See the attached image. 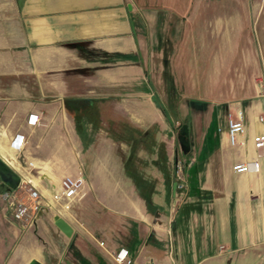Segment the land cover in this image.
<instances>
[{
  "label": "crops",
  "instance_id": "crops-1",
  "mask_svg": "<svg viewBox=\"0 0 264 264\" xmlns=\"http://www.w3.org/2000/svg\"><path fill=\"white\" fill-rule=\"evenodd\" d=\"M171 1L0 0V161L46 199L36 226L25 229L2 200L0 178V264H118L122 250L124 264H264V150L254 146L264 134V0L240 8L235 0H192L191 8ZM215 1L223 4L209 19L190 17L193 4L200 13ZM171 6L177 19L158 20ZM164 32L182 54H199L198 69L211 58L212 97L229 93L221 114L213 109L206 122L188 125V151L181 132L171 140L156 134L173 126L170 108L177 112L185 97L167 104L157 93ZM240 54L242 64L231 68ZM225 77L229 86L218 91ZM238 108L246 131L232 147L227 114ZM258 156L259 172L233 171ZM80 174V201L51 200L65 177ZM56 216L72 227L71 238Z\"/></svg>",
  "mask_w": 264,
  "mask_h": 264
},
{
  "label": "rangeland",
  "instance_id": "rangeland-1",
  "mask_svg": "<svg viewBox=\"0 0 264 264\" xmlns=\"http://www.w3.org/2000/svg\"><path fill=\"white\" fill-rule=\"evenodd\" d=\"M143 2H148V0H141ZM175 0H172L173 2ZM192 0H188L189 2V7L191 8V2ZM255 2H258L259 5L261 4L262 0H256ZM211 3L209 0H204V4ZM257 3V4H258ZM263 3V2H262ZM220 4V5H219ZM221 4L222 2H214L215 7H210L207 10L203 9L200 11V13L196 12L195 4H193L192 9L190 11V17L191 18H197V14H200V18H205L209 19L212 15V12L214 10L217 12L218 9L221 10ZM174 5V4H173ZM235 5L237 8H240L244 5L243 0H235ZM258 5V6H259ZM211 6V5H210ZM189 9V8H188ZM177 8H169V10H162L158 11L157 18L160 20L161 16L162 19H168L171 17L173 21L177 19L174 15L177 13ZM260 17V16H259ZM253 20H255V15L253 13L252 16ZM264 18V9L262 11V19ZM163 19V20H164ZM161 21H159L160 23ZM256 27V26H255ZM161 30V28H160ZM167 33V34H166ZM164 36L163 42L162 43H157V47L159 48L160 46L162 47V51H160L158 48L157 50L159 52H156V54H165L166 59V64L164 65V69L166 70L163 73H158L156 75V79H160L163 82V85L160 83H157L158 86H162V90H158L157 93H159L164 99H166V102L168 104L170 102L175 101V95L181 97V93L185 95L184 98H182L181 101L178 102V111L174 112V108H170L171 111V118L173 121V126H171L169 123L166 124V127L160 128L159 126L156 127V134L157 137L159 138V133L164 135L166 139L171 140L173 136H176L178 133L181 132L183 125L187 124L190 125L193 129L196 127L197 123V118L200 117L202 122H206L208 116L211 115V112L213 113L215 110H218V113L221 114L225 110L226 103L223 102V97L225 98L229 93L226 90H221L223 89V86L225 87L229 86L227 83L228 77H225L224 82L222 81V86L218 90L220 91L218 94L219 96L212 97L214 94L217 95L216 91H213L211 88V84H207L206 79H210L211 74V58L207 57H202V60L200 59V66L201 69H198V64L197 62V57L199 54H182L181 53V47L179 43L175 42V36L174 34H171L170 32H164L162 33ZM159 36V33L156 32V37ZM254 37L258 38V30L255 31ZM173 54H178L177 58L175 59H168V55L170 58L172 57ZM186 57V65L187 68L182 69L180 68V64L185 62ZM181 57V58H180ZM238 60H230V67L233 68L235 65H241L243 60L242 56L240 54V57H238ZM163 63V62H162ZM165 63V61H164ZM163 63V64H164ZM173 65V66H170ZM176 65V66H175ZM204 79V82L202 80ZM260 79V78H259ZM178 82L179 84L175 83ZM164 82L166 84H164ZM168 83V84H167ZM174 84H177L175 86H178L179 90L177 89L175 92L171 91V89H168L167 86H174ZM207 88V89H206ZM194 96V97H192ZM195 97H199L198 99ZM200 100V101H198ZM197 101V104L195 103ZM199 102V103H198ZM202 102V103H201ZM180 104H182V111L180 113ZM172 107V106H171ZM214 109V111H212ZM176 149L178 152L179 150V143L176 142L175 144ZM181 164L183 165V159L180 158ZM178 157H177V166H178ZM226 264V263H224Z\"/></svg>",
  "mask_w": 264,
  "mask_h": 264
},
{
  "label": "built area",
  "instance_id": "built-area-1",
  "mask_svg": "<svg viewBox=\"0 0 264 264\" xmlns=\"http://www.w3.org/2000/svg\"><path fill=\"white\" fill-rule=\"evenodd\" d=\"M261 86L264 93V79H261ZM260 122L264 123V115L260 116ZM35 123L39 122V116H34ZM245 113L241 108L230 110L227 114V132L232 147L239 145V139L245 134ZM15 144L18 148L25 145V137L21 136L16 139ZM254 146L257 151L264 150V134L254 137ZM261 170L260 156L252 162L237 163L233 166L236 174H247L259 172ZM86 178L83 174L77 177H65L59 186V189L52 193L51 200L57 204L68 205L80 201L84 196ZM183 187L179 186V190ZM2 200L5 202L7 210L11 213L13 219L23 228L31 229L37 224L38 218L42 213L46 199L41 193L32 186L31 183L20 184L15 190L6 191L2 194ZM104 246V243H100ZM224 247L220 252H224ZM115 261L118 264H124L128 260V252L120 251L115 254Z\"/></svg>",
  "mask_w": 264,
  "mask_h": 264
},
{
  "label": "water",
  "instance_id": "water-1",
  "mask_svg": "<svg viewBox=\"0 0 264 264\" xmlns=\"http://www.w3.org/2000/svg\"><path fill=\"white\" fill-rule=\"evenodd\" d=\"M129 8H132V5H129ZM156 99V97H154ZM179 141L181 146L185 151H188L190 148L189 143V126L187 124L183 125L182 131L179 135ZM0 178L2 182L7 186V191L15 190L21 182L19 175L12 171L3 161H0ZM178 188V183L175 182L173 185L174 196H176ZM56 227L68 238H71L73 235L72 227L60 216H56L55 219ZM29 264H42L38 260H32Z\"/></svg>",
  "mask_w": 264,
  "mask_h": 264
},
{
  "label": "trees",
  "instance_id": "trees-1",
  "mask_svg": "<svg viewBox=\"0 0 264 264\" xmlns=\"http://www.w3.org/2000/svg\"><path fill=\"white\" fill-rule=\"evenodd\" d=\"M215 124H216V123L214 122V125H215ZM162 147H164V146H161V148H162ZM162 150H164V148H163ZM164 159L167 160L165 157H164ZM129 162H130V160H129Z\"/></svg>",
  "mask_w": 264,
  "mask_h": 264
}]
</instances>
